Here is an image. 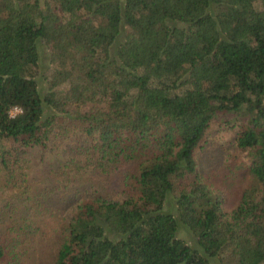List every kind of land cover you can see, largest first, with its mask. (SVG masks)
I'll list each match as a JSON object with an SVG mask.
<instances>
[{
  "label": "trees",
  "instance_id": "1",
  "mask_svg": "<svg viewBox=\"0 0 264 264\" xmlns=\"http://www.w3.org/2000/svg\"><path fill=\"white\" fill-rule=\"evenodd\" d=\"M263 100L264 0H0V264L43 202L57 242L39 264H264ZM218 114L259 184L230 211L193 157ZM60 146L54 202L14 182L24 150ZM121 165V200L76 181Z\"/></svg>",
  "mask_w": 264,
  "mask_h": 264
},
{
  "label": "rangeland",
  "instance_id": "2",
  "mask_svg": "<svg viewBox=\"0 0 264 264\" xmlns=\"http://www.w3.org/2000/svg\"><path fill=\"white\" fill-rule=\"evenodd\" d=\"M255 4L260 6L259 2ZM51 5L54 9L55 4L51 2ZM39 54L36 79L39 87L44 91L45 77L50 72L52 64H50L49 50L42 41L39 45ZM238 127L234 115L218 114L216 123L207 129L204 141L200 143L201 146L197 147L193 152L197 168L205 176L210 188L220 195L224 211L232 210L238 204L243 192L256 194L259 191L258 182L246 168L244 153L236 147L234 142ZM3 146L7 148L9 142H4ZM54 148H47L44 151L39 150L37 147L27 148L21 153L17 163L14 164L15 167H13L14 171L12 172L14 182L18 183L19 179L21 180V178L25 177V185L38 192L47 191L45 197L52 202L57 197L54 193H50L49 188L55 184L56 171L60 169L59 167L66 158L65 147ZM124 169L125 167L121 165L107 175L97 174L86 169L76 181L96 188L97 191L113 200H121L125 197L127 190L121 180V172ZM1 174L5 175L3 172H0ZM69 181L72 183L71 179ZM2 185L3 182L0 181V205L3 200L13 198H5L1 190ZM69 188L66 189L68 190ZM43 204V206H39V208L43 207V209L38 212L31 208L22 210L23 213L28 212L30 217L34 216L32 212H36L37 215L34 217L38 219L34 226L36 234L32 240L19 247V249L25 250L26 253L20 256L18 264L48 263L53 258L57 242L56 238H54L56 219L51 213L50 207L52 205L47 202H43ZM26 206H28V203ZM40 218L41 220L39 221ZM0 230H3V224L1 223ZM182 233L184 234L183 231Z\"/></svg>",
  "mask_w": 264,
  "mask_h": 264
},
{
  "label": "built area",
  "instance_id": "3",
  "mask_svg": "<svg viewBox=\"0 0 264 264\" xmlns=\"http://www.w3.org/2000/svg\"><path fill=\"white\" fill-rule=\"evenodd\" d=\"M263 104H264V100H263ZM19 112H20V109H19L18 107H16V106H12V107H10L9 110H8V114H9L10 116H14L15 114H17V113H19Z\"/></svg>",
  "mask_w": 264,
  "mask_h": 264
}]
</instances>
